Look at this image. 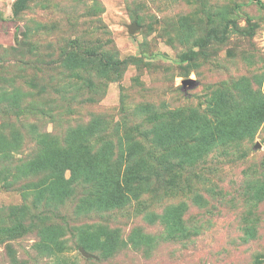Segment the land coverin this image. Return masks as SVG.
<instances>
[{
	"label": "rangeland",
	"instance_id": "374dc122",
	"mask_svg": "<svg viewBox=\"0 0 264 264\" xmlns=\"http://www.w3.org/2000/svg\"><path fill=\"white\" fill-rule=\"evenodd\" d=\"M261 1L0 0V138L16 143L9 157L0 153V264H264V116L195 161L180 158L175 141H153L160 119L193 110L210 118L219 92L233 111H261ZM78 58L89 66L74 67ZM105 61L113 67L100 70ZM185 79L194 86L184 90ZM78 127L93 131V152L115 160L134 142L161 155V165L147 162V191L86 212L78 205L90 185L81 181L61 203L37 197L30 184L47 173L26 175L23 165L46 136L64 146ZM181 205L184 232L168 237L161 216ZM18 225V234L1 233Z\"/></svg>",
	"mask_w": 264,
	"mask_h": 264
},
{
	"label": "trees",
	"instance_id": "16d2710c",
	"mask_svg": "<svg viewBox=\"0 0 264 264\" xmlns=\"http://www.w3.org/2000/svg\"><path fill=\"white\" fill-rule=\"evenodd\" d=\"M255 1L262 4L261 0ZM73 66H89V63L84 58H78V62ZM112 67L113 63L110 61L99 64V69L103 71ZM256 108H240L233 111L229 97L219 92L210 103V118L207 114L202 116L197 110H193L190 112L191 115L178 122L160 119L154 126L153 141L157 145L175 141L173 146L176 152L179 151L180 158L185 157L187 161H195L199 155L210 152L218 143L228 139L242 138L251 133L264 116V107L261 111H257ZM92 134L93 131L78 127L68 132L64 146L52 137L46 136L41 140L40 152L22 167V172L26 175L47 173L40 183L41 186H37L36 183L30 184L31 187H36L37 197L47 195L50 200L61 203L72 195L73 184L81 181L90 185L89 193L78 205L79 212H86L93 208L108 210L123 207L132 200L138 199L145 190L147 191L151 176L148 172L152 169V164L147 162L150 159H157L161 165L163 163L161 155L156 157L153 155L154 152L144 153V146L134 142L128 145L124 153L119 154L115 160L111 154H104L103 149L93 152L89 148L87 141ZM187 137L190 141L186 140ZM192 137L196 138L193 145L190 143L193 140ZM0 139V153L3 157L5 155L9 157L8 152L16 143L10 144L7 139ZM251 190L253 196L258 194L254 190V185ZM184 210V205L170 207L161 216L168 237H176L184 232ZM51 229V225L42 227L45 237H49ZM22 230L23 228L18 225L14 229L5 228L1 233L12 236ZM111 233L114 236V233ZM138 233V231L134 232L135 237H138ZM142 236L147 241L153 237ZM110 243L109 237H106L102 243L105 245L106 252L114 249ZM135 243L140 244L139 241Z\"/></svg>",
	"mask_w": 264,
	"mask_h": 264
},
{
	"label": "water",
	"instance_id": "95a60500",
	"mask_svg": "<svg viewBox=\"0 0 264 264\" xmlns=\"http://www.w3.org/2000/svg\"><path fill=\"white\" fill-rule=\"evenodd\" d=\"M138 29V26H136L135 24L129 25V32L130 33H134L135 30ZM195 81L192 79H185L183 81V89L186 90L188 88V85L190 87L194 86ZM257 147H260V144L256 145ZM80 251L86 256V257H91V255L89 253H87L83 248L80 249Z\"/></svg>",
	"mask_w": 264,
	"mask_h": 264
}]
</instances>
